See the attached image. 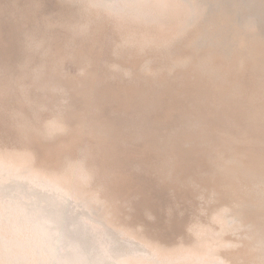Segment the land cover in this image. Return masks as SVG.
<instances>
[{
    "label": "rangeland",
    "instance_id": "374dc122",
    "mask_svg": "<svg viewBox=\"0 0 264 264\" xmlns=\"http://www.w3.org/2000/svg\"><path fill=\"white\" fill-rule=\"evenodd\" d=\"M190 3L0 0V150L85 165L120 224L190 257L203 226L238 264L255 250L240 232L252 226L221 214L264 217L249 182L264 171V33L221 37ZM207 32L217 38L199 45Z\"/></svg>",
    "mask_w": 264,
    "mask_h": 264
},
{
    "label": "bare ground",
    "instance_id": "6f19581e",
    "mask_svg": "<svg viewBox=\"0 0 264 264\" xmlns=\"http://www.w3.org/2000/svg\"><path fill=\"white\" fill-rule=\"evenodd\" d=\"M100 1L127 10L142 0ZM191 1L190 18L218 24L222 29L217 31L220 36L233 25H253L257 33H264V0ZM101 21L98 24L102 28ZM210 38L217 37L207 32L197 43ZM220 39L216 40L226 44V39ZM88 172V167L78 163L61 171L53 170L37 164L31 152L0 150V264H226L216 251L223 236L211 232L203 235L199 228L203 226L192 229L194 243L189 247L195 252L190 257L185 253L177 256L178 251L187 249L183 244L177 248L159 245L120 224L98 190L91 187ZM260 174L263 178L249 182L257 188L252 199L264 206V171ZM233 209L221 217L227 219L230 229H238L233 224L235 220L240 226L249 223L252 227L240 232L250 237L245 240L246 245L255 248L248 259L238 264H264V217L248 216L242 206ZM234 256L237 264L240 256Z\"/></svg>",
    "mask_w": 264,
    "mask_h": 264
},
{
    "label": "water",
    "instance_id": "95a60500",
    "mask_svg": "<svg viewBox=\"0 0 264 264\" xmlns=\"http://www.w3.org/2000/svg\"><path fill=\"white\" fill-rule=\"evenodd\" d=\"M200 45V44H199Z\"/></svg>",
    "mask_w": 264,
    "mask_h": 264
}]
</instances>
